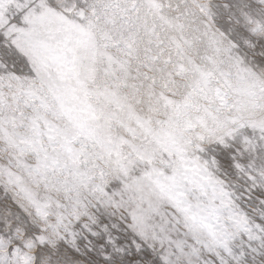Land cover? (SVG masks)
I'll list each match as a JSON object with an SVG mask.
<instances>
[{
	"label": "snow or ice",
	"instance_id": "snow-or-ice-1",
	"mask_svg": "<svg viewBox=\"0 0 264 264\" xmlns=\"http://www.w3.org/2000/svg\"><path fill=\"white\" fill-rule=\"evenodd\" d=\"M0 264H264V0H0Z\"/></svg>",
	"mask_w": 264,
	"mask_h": 264
}]
</instances>
